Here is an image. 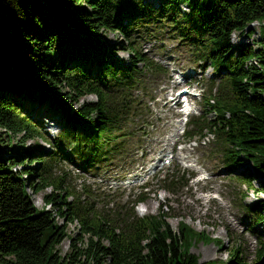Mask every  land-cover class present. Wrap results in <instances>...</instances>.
I'll return each mask as SVG.
<instances>
[{"label":"trees","instance_id":"obj_1","mask_svg":"<svg viewBox=\"0 0 264 264\" xmlns=\"http://www.w3.org/2000/svg\"><path fill=\"white\" fill-rule=\"evenodd\" d=\"M253 23L259 25L257 48L232 43L233 32L251 35ZM154 31L188 45L194 61L214 71L206 79L201 113L189 118L184 137L214 133L210 146L227 179L264 195V0H0V264L216 263L201 261L190 248L223 240L183 220L171 228L163 205L156 214L138 215L134 207L145 199L142 194L125 203L111 198L104 204L89 194L91 200H81L68 189L64 172H54L61 147L69 148L64 159L71 163L75 157L81 167L113 159L126 147L125 124L137 114L135 90L149 74L167 73L138 42ZM105 32L114 33L116 43L99 36ZM117 48L127 59L114 57ZM35 81L76 106L77 128L61 126L55 138L36 128L25 115L27 104L43 102ZM28 138H41L58 151L22 153L15 143ZM25 155L39 161L37 167H28ZM246 160L251 170L235 172ZM186 172L173 167L158 176L160 187L175 193L187 185ZM47 186L58 192L44 196L48 208H38L30 191ZM238 193L236 205L252 218L247 229L262 247L260 261L264 240L255 226L264 222V197L243 204L245 195ZM66 238L69 248L61 254L58 246ZM238 253L237 245L228 252L230 259Z\"/></svg>","mask_w":264,"mask_h":264},{"label":"rangeland","instance_id":"obj_2","mask_svg":"<svg viewBox=\"0 0 264 264\" xmlns=\"http://www.w3.org/2000/svg\"><path fill=\"white\" fill-rule=\"evenodd\" d=\"M149 1L156 2V0ZM181 8L185 9L184 6ZM251 27L254 30L251 35L233 32L232 43L250 44L257 48L255 40L258 37L259 25L253 23ZM99 36L112 44L118 40L112 32L101 33ZM138 42L149 57L162 64L168 71L166 76L149 74L143 78L142 85L135 90L137 100L134 106L137 107V114L127 118L125 124L127 145L118 155L90 167H81L75 157L71 159V163L64 159L69 148L61 147L58 151L41 138H28L25 144L15 143V145L20 147L22 153L26 151L47 153L57 150L62 157L57 162L54 172L57 175H62L64 172L68 189L73 190L74 195H80L81 200L88 198L85 196L89 194V196L100 197L104 204L111 198L125 203L135 195L142 194L145 199L134 207L138 215L156 214L163 205L171 228L177 229L178 223L183 220L196 230L222 239V245L201 241L190 248V251L198 255L201 261L214 260L217 264L233 260L238 264H264V257L257 261L258 249L262 248L256 237L257 234L247 229L252 218L239 205H236L239 202V191L245 195L244 200H240L243 204H250L257 198L264 197L263 193L255 189L249 190L244 185L227 179L228 176L220 158L216 157L211 149L210 145L213 141L211 137L206 142L199 141L198 137H195L188 143V139L182 133L183 115L180 114L179 109L175 108L174 99H172L174 93L180 88L187 90V98L191 100L193 108L189 115L199 113L202 106L200 92L207 86L206 79L213 76V69L208 66L204 72L202 69V74H199L198 63L193 59L192 49L163 32L154 31L149 36L143 35ZM114 57L125 60L127 53L117 48ZM34 87L41 89L43 102L27 104L28 111L25 115L35 122L40 132L55 138L61 131L59 121L67 116L74 120V123L68 126L77 128L81 120L75 114V105L63 96H57L56 91L45 82L35 81ZM86 98L95 100L93 95H88ZM53 104L60 109L55 119L45 117L44 113V115L35 113L42 107L50 109ZM183 110L185 111V107ZM138 112L141 114L139 115ZM0 131H2L1 128ZM22 135L19 134L17 137L23 138ZM166 154L172 157L168 163L163 164ZM24 157L28 160L26 162L28 167H37L39 161L28 159L29 155ZM176 166L187 170L185 177L188 178V183L175 193H170L160 187L161 183L156 176L170 173ZM20 168L21 166L17 167V169ZM249 169L251 170V164L246 160L237 167L235 172L247 174ZM145 181L149 187L143 190L141 185ZM252 184L257 186L258 182L253 180ZM30 192L35 205L41 208L48 204L44 196L57 194L58 191L53 186H47L40 191ZM103 194H108L107 198H103ZM71 199L72 196L69 195L68 200ZM96 202L100 205V200ZM56 207L51 205L50 209L54 210ZM57 220L62 222L60 216ZM74 226L73 222L68 223L67 233L70 236L74 233L72 230ZM255 230L262 233L261 240H264V222L257 224ZM235 245L239 249V258L230 259L229 249ZM68 248L69 239L66 238L58 249L63 254Z\"/></svg>","mask_w":264,"mask_h":264},{"label":"bare ground","instance_id":"obj_3","mask_svg":"<svg viewBox=\"0 0 264 264\" xmlns=\"http://www.w3.org/2000/svg\"><path fill=\"white\" fill-rule=\"evenodd\" d=\"M53 109V110H52ZM60 112V109H58V106L57 105H52L50 109L48 108H39L38 110H36L35 113H37V115H46L45 117L49 118V119H55L56 118V114ZM63 113V111H61ZM44 113V114H43ZM63 117V116H62ZM62 121H59V124L62 126H66V125H69V124H72L74 123V120L71 119L70 117L68 118V116L66 118H61ZM60 119V120H61ZM65 123H68V124H65ZM49 206H47L48 208Z\"/></svg>","mask_w":264,"mask_h":264}]
</instances>
